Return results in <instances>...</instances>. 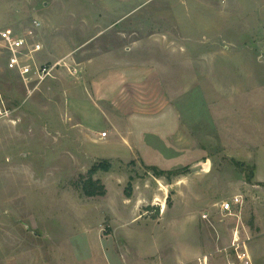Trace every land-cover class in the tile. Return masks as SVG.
<instances>
[{
  "label": "rangeland",
  "instance_id": "374dc122",
  "mask_svg": "<svg viewBox=\"0 0 264 264\" xmlns=\"http://www.w3.org/2000/svg\"><path fill=\"white\" fill-rule=\"evenodd\" d=\"M3 31L57 67L0 44V264H264V0H0Z\"/></svg>",
  "mask_w": 264,
  "mask_h": 264
},
{
  "label": "built area",
  "instance_id": "2783aa9c",
  "mask_svg": "<svg viewBox=\"0 0 264 264\" xmlns=\"http://www.w3.org/2000/svg\"><path fill=\"white\" fill-rule=\"evenodd\" d=\"M34 24L40 26L42 23L40 20L35 19ZM0 39V44L12 54V62H14L18 68L19 74L27 86H29V83L36 80H45L51 76L53 70L56 69L57 64L52 65L38 62L37 52H40L44 47L41 42L30 43L26 38L14 36L9 31L1 32ZM106 136L107 133L103 132L102 137ZM242 203L243 197L241 195H235L232 199L222 203L221 208L224 212L230 213L235 207L240 206ZM233 249V259L229 264L252 263V256L249 247L245 241H240L238 236L234 238ZM201 264H208V260L204 258Z\"/></svg>",
  "mask_w": 264,
  "mask_h": 264
},
{
  "label": "trees",
  "instance_id": "16d2710c",
  "mask_svg": "<svg viewBox=\"0 0 264 264\" xmlns=\"http://www.w3.org/2000/svg\"><path fill=\"white\" fill-rule=\"evenodd\" d=\"M111 164L109 162H101L94 165L87 173L86 176H82L81 188L84 195L88 197H99L105 196L107 194V187L105 183L99 179L95 178V175L99 170L109 171ZM156 174H164L165 172L159 171L156 168H153ZM178 171H171L170 173H177ZM127 197H130L132 194L131 185L125 190Z\"/></svg>",
  "mask_w": 264,
  "mask_h": 264
}]
</instances>
